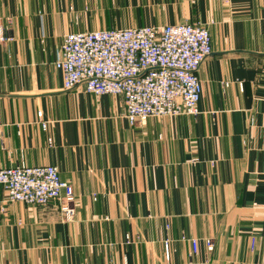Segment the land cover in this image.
I'll use <instances>...</instances> for the list:
<instances>
[{
    "label": "crops",
    "instance_id": "0c3cea01",
    "mask_svg": "<svg viewBox=\"0 0 264 264\" xmlns=\"http://www.w3.org/2000/svg\"><path fill=\"white\" fill-rule=\"evenodd\" d=\"M110 2L0 0V168L55 166L76 196L66 222L0 187V264H264V0ZM180 24L212 39L195 117L131 126L124 97L54 66L68 34Z\"/></svg>",
    "mask_w": 264,
    "mask_h": 264
},
{
    "label": "built area",
    "instance_id": "2783aa9c",
    "mask_svg": "<svg viewBox=\"0 0 264 264\" xmlns=\"http://www.w3.org/2000/svg\"><path fill=\"white\" fill-rule=\"evenodd\" d=\"M7 40L0 19V43ZM212 54L206 26L111 29L68 34L54 66L62 72L67 91L84 86L87 93L95 96L124 97L126 118L136 126L153 117L197 116L202 95L198 71ZM0 187L10 202L33 206L57 202L64 221L74 220V188L61 179L55 166L29 167L21 163L0 168ZM255 242L253 238V248ZM192 243L197 252V242ZM164 249L168 258L169 241ZM207 249L214 250L211 241H207Z\"/></svg>",
    "mask_w": 264,
    "mask_h": 264
},
{
    "label": "rangeland",
    "instance_id": "374dc122",
    "mask_svg": "<svg viewBox=\"0 0 264 264\" xmlns=\"http://www.w3.org/2000/svg\"><path fill=\"white\" fill-rule=\"evenodd\" d=\"M177 0H111L110 5L115 6L117 11L122 10V16H128L129 14H135L133 10L131 12L130 9L135 8H143V9H153L151 13L155 12L158 8L167 7L171 4H174ZM120 8V9H119Z\"/></svg>",
    "mask_w": 264,
    "mask_h": 264
}]
</instances>
